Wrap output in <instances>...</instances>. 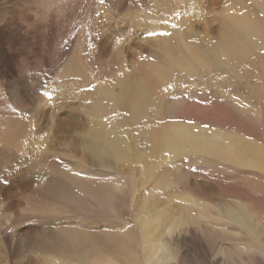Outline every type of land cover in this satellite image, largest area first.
I'll list each match as a JSON object with an SVG mask.
<instances>
[{"label":"rangeland","instance_id":"rangeland-1","mask_svg":"<svg viewBox=\"0 0 264 264\" xmlns=\"http://www.w3.org/2000/svg\"><path fill=\"white\" fill-rule=\"evenodd\" d=\"M240 1L0 2L6 22L14 9H27L2 36L0 264H39L56 256L55 264H144L139 225L155 207L179 208L183 196L197 201L203 214L166 231L174 259L169 264H264V33L253 36L257 46L250 56L227 57L192 74L173 70L166 54L184 52L183 42L215 51L227 15L250 14L264 29V12ZM96 39L108 42V50ZM159 66L170 68L167 81L154 89L162 101L159 117L137 120L106 94L94 93L97 84L117 93L124 77L139 81ZM99 116L129 143L131 155L118 166L84 155L83 136ZM153 123L235 138L245 161L259 159L261 169L199 151L162 161L167 172L146 178L140 156L149 153L144 129ZM43 137L54 149L44 160L33 150ZM151 193L159 199L150 201ZM236 207L251 217L249 228L226 216Z\"/></svg>","mask_w":264,"mask_h":264},{"label":"bare ground","instance_id":"bare-ground-1","mask_svg":"<svg viewBox=\"0 0 264 264\" xmlns=\"http://www.w3.org/2000/svg\"><path fill=\"white\" fill-rule=\"evenodd\" d=\"M1 1L2 0H0V2ZM250 1L256 4L257 8L259 9L258 11L264 12V0H250ZM2 9H0V65L1 66H3L6 63V53L3 50V40H2L3 39L2 36L4 35L3 33L4 29L14 24L15 22L14 20L16 18L17 13H19L20 15H24V13L27 11V9L24 8L25 10L23 9V13H22V11L20 10L17 11L14 9L13 12L11 11V13H8L9 15L12 16L6 22L5 12ZM262 33H264V29L261 21L252 18L250 14L245 15L244 18L227 15L223 20V26L221 28V33L218 42L219 46L216 49L214 48L215 51L211 52L209 51V49H202V47H200L199 45L195 47L194 45H188L183 42L182 43L183 46L181 45L180 46L183 48L184 52H181L178 55L175 52V50H171V53H169L170 51L166 52V54L172 55L171 62H169V65H171L173 70L177 68V69H181L182 71H187L188 73L190 72V74H192L195 73L199 67L207 68L210 66H214L216 64L218 65L219 63L223 64L225 58L227 57H230L232 59L245 58L247 56H250V54H252L254 51H256L255 49L257 43L255 44V42L253 41V36H259ZM95 43L97 47L100 46L101 50L102 48L108 50V46H109L108 42L106 41L100 42L96 39ZM169 71L170 68L169 69H167L166 67L163 68V66L155 67V69L152 70V74H150L149 77L147 78L144 77L145 79L141 77L142 79H140L139 81H132L130 80V77L126 76L123 78V80H120L118 82L117 86L119 87V91L117 93L112 91L110 88H106L101 84H97V86L94 88V93L97 96L102 95L103 97L106 94L117 106L133 112L134 118L137 120H140L141 118H144L145 116H149V115H152L154 117L157 116L159 117V115L161 114L162 101L159 95L157 97L155 96L154 89L156 88L155 86L158 85L160 82L167 81ZM195 127L193 125H182V124H174L172 126L159 127L156 123H153L148 130L144 129L145 138L150 142L149 153L148 154L144 153L140 156V160L145 165L144 171L146 174L145 175L146 178H151L153 174H155L157 171L164 169V165H163L164 163H162V161L163 162L166 161V163H168V159L175 160L174 158H179L181 156L188 155L191 152L195 153L199 151H202L209 156L210 155L217 156L221 160L230 159L229 161L245 164L246 167L251 169H256V170L261 169V164L259 159L257 160L256 158L250 156L252 158L247 159V161H245V158H247L248 155L243 154L239 151L237 145L235 144L236 142H234L233 140L235 138L229 136L226 138L222 136L216 138L215 136L208 135L206 131L199 130L198 128L196 129ZM34 145L35 146L33 150L35 151V153L38 152L39 150L41 152L40 153L41 156L40 155L39 156L43 160L45 157L47 158L49 153H51L54 150L52 149V147L51 148L49 147V141L48 139L45 138L44 140L36 141ZM81 146L83 148L84 155L85 154L89 155L93 159L92 161H97L99 165L104 167L106 166L107 168L111 166L112 163H114L115 166L116 165L118 166L119 163H122L123 156L125 155V153L126 156H128L129 154L131 155L129 143L123 138V135L117 131V127L108 126L107 124L103 123L100 116L97 121V124L94 127V130H91L89 132V136H83V141ZM159 159L160 161H157ZM163 172L166 173L167 170L164 169ZM144 183H146V179L141 180V185H144ZM25 188L26 187L24 186V189ZM166 189H169V187ZM119 190L122 189L119 188ZM157 196L158 195L151 193V199L149 200L151 201L152 199H159ZM149 200L147 199V202H150ZM177 200H178L179 208L172 210L169 208L168 205H165V206H161L163 209L161 211V210H157L159 206L157 207V209L155 207L152 213L153 216L147 218L150 219V221H147V219H145L139 225V229L141 230V244H142L141 249L143 251L142 260L144 264H169L171 261H173L174 259L172 257V252H171L172 249L170 247V241L165 238L166 231L171 232L175 229L185 227L188 224V223L186 224V222H188L189 219H191L190 223L195 222L192 220V218L195 215L198 218L200 215L203 214V213L198 214L199 204L197 201L187 196H183ZM158 201L160 200H157L156 201L157 203L155 205L157 204L159 205ZM30 202H31L30 206L32 210L33 209L37 210L36 202L35 203H32L34 201H30ZM27 208H29V206H27ZM44 208L46 209V207ZM182 209L184 210L186 209L185 214L183 213L181 214ZM195 210L198 215L192 214V212H194ZM167 213L174 214V216ZM225 214L229 218V220H231L233 223H235L242 229L250 227L249 223L251 221V217L249 215L247 216V212L242 207L228 208ZM151 218H153V220H151ZM161 221H163V224L162 227L159 228L157 225ZM71 253H73V251ZM75 253H77V251ZM55 258L54 257H49V259L44 258L45 260L39 264H55V262L58 261ZM174 258L177 259V254L176 257Z\"/></svg>","mask_w":264,"mask_h":264}]
</instances>
